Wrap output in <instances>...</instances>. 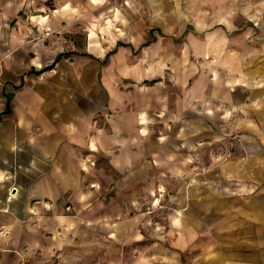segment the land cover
I'll list each match as a JSON object with an SVG mask.
<instances>
[{
    "label": "crops",
    "instance_id": "obj_1",
    "mask_svg": "<svg viewBox=\"0 0 264 264\" xmlns=\"http://www.w3.org/2000/svg\"><path fill=\"white\" fill-rule=\"evenodd\" d=\"M41 1L0 0V264H105L85 246L113 227L106 193L131 208L163 188L173 211L128 234L137 264H264V26L249 41L203 19L170 53L151 28L115 42L101 74L74 49L45 51L67 11Z\"/></svg>",
    "mask_w": 264,
    "mask_h": 264
},
{
    "label": "rangeland",
    "instance_id": "obj_2",
    "mask_svg": "<svg viewBox=\"0 0 264 264\" xmlns=\"http://www.w3.org/2000/svg\"><path fill=\"white\" fill-rule=\"evenodd\" d=\"M36 3L38 2L35 1ZM43 3L46 5L43 10L47 13H53V10L60 8H65L67 11V19L62 22L64 24L60 29L52 26L51 30L43 32V35L48 36L45 39V51H50L51 57L59 50L74 49L81 53L87 52L92 56L83 55L77 58L78 62L85 70L87 64L94 65L98 61L101 74L108 66V61L105 63L101 61L105 54L113 48L115 42L122 41L137 46L139 42L151 37L149 33L151 28H162L165 35L160 37L154 30L153 35L162 41L152 46L158 45V50L163 48L170 53L172 50L171 34L179 32L186 25L185 30L189 31L188 33L191 31L200 35V32L193 29L194 24L203 19H206L208 23H213L212 26L218 22H223L228 26L232 23L234 28L232 29L231 26L230 28L234 30L233 33L240 32L242 28L251 30L247 35L249 41L254 40L264 26V0H43ZM38 5L39 3L35 7L38 8ZM259 10L260 18H255L257 16L254 13ZM34 12L39 13L40 10L34 9ZM38 35L36 32V37ZM262 40H264L263 37ZM141 53V51H136L126 54L132 63L135 62L134 67H139ZM72 58L71 61H74L76 57ZM110 59L112 56L109 57ZM160 60L162 58L159 57L156 61L158 66ZM163 62L162 69L169 72L171 59L163 58ZM215 105L219 107V110H225L223 103L215 101ZM113 194L116 193L109 192L105 195L107 203L113 201L108 210L112 214L109 228L113 226L111 230H108L109 237L106 233L103 236L100 235L98 241L97 238H89L85 247L99 242V247L104 251L102 257L105 261L108 260L105 264H137L139 250L135 245L138 242L134 243L128 234L132 231H140L141 228L143 230L152 229L149 225L148 228L141 227L140 218L143 215L152 218L156 213L170 214L173 211V203L170 199L172 192L163 188L154 193L157 197L153 198L154 200L148 206L136 205L131 208L116 206L122 198L115 199ZM129 219L134 220V226L125 224V221L128 223Z\"/></svg>",
    "mask_w": 264,
    "mask_h": 264
},
{
    "label": "trees",
    "instance_id": "obj_3",
    "mask_svg": "<svg viewBox=\"0 0 264 264\" xmlns=\"http://www.w3.org/2000/svg\"><path fill=\"white\" fill-rule=\"evenodd\" d=\"M147 43H148V42H147ZM147 43H146V44H147ZM81 54H82V55H89V56H92L91 54H89V53H87V52H82ZM59 57H60V56L56 57V59L54 60V63L59 59ZM52 65H53V64H51L50 66H47L45 69L52 67Z\"/></svg>",
    "mask_w": 264,
    "mask_h": 264
},
{
    "label": "built area",
    "instance_id": "obj_4",
    "mask_svg": "<svg viewBox=\"0 0 264 264\" xmlns=\"http://www.w3.org/2000/svg\"><path fill=\"white\" fill-rule=\"evenodd\" d=\"M8 197H10V195ZM66 210H69V207L68 206L66 207Z\"/></svg>",
    "mask_w": 264,
    "mask_h": 264
}]
</instances>
